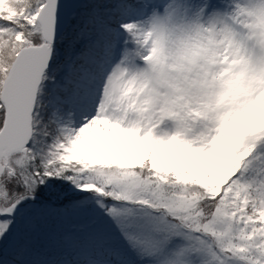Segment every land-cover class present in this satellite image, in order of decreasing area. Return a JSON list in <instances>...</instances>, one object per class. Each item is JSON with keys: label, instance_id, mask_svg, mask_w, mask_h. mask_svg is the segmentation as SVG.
Segmentation results:
<instances>
[{"label": "snow or ice", "instance_id": "6c2138e0", "mask_svg": "<svg viewBox=\"0 0 264 264\" xmlns=\"http://www.w3.org/2000/svg\"><path fill=\"white\" fill-rule=\"evenodd\" d=\"M0 264H264V0H0Z\"/></svg>", "mask_w": 264, "mask_h": 264}]
</instances>
